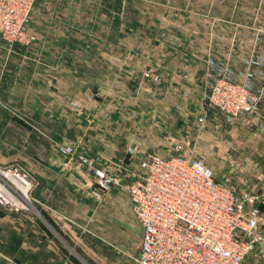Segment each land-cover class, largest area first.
Segmentation results:
<instances>
[{
    "label": "crops",
    "instance_id": "1",
    "mask_svg": "<svg viewBox=\"0 0 264 264\" xmlns=\"http://www.w3.org/2000/svg\"><path fill=\"white\" fill-rule=\"evenodd\" d=\"M128 4L126 21H106L105 37L103 0H37L33 44L9 50L0 38V167L29 173L38 216L0 209V264H72L55 236L79 237L95 264H134L142 228L127 193L113 189L97 202L89 193L92 181L57 147L72 146L110 167L152 154L172 156L167 134L180 136L187 118L202 111L207 60L254 74V89L261 92L256 114L239 127L210 116L200 133L208 137L207 149L223 157L225 174L233 172L237 156L245 174L236 189L264 193V63H246L264 59V39L253 43L251 32L264 31V6H257L254 26L232 19L235 6L217 7L214 0ZM109 107L110 115H103ZM96 235L100 242H89Z\"/></svg>",
    "mask_w": 264,
    "mask_h": 264
},
{
    "label": "built area",
    "instance_id": "2",
    "mask_svg": "<svg viewBox=\"0 0 264 264\" xmlns=\"http://www.w3.org/2000/svg\"><path fill=\"white\" fill-rule=\"evenodd\" d=\"M36 1L0 0V38L9 50L35 40L26 26ZM259 59L246 63H264ZM207 65L208 91L197 122L204 124L215 116L228 126L243 125L261 101L254 74L235 72L224 62L209 60ZM145 77L158 82L156 76ZM57 150L92 181L89 193L97 202L113 189L127 193L132 215L142 228L134 264H250L256 252L264 257V193L217 180L203 158L179 155L181 143L172 145L170 157L152 154L135 162L110 163L111 167L72 146L59 145ZM128 154L134 151L128 149ZM33 187L22 168L0 167V208L28 212Z\"/></svg>",
    "mask_w": 264,
    "mask_h": 264
},
{
    "label": "rangeland",
    "instance_id": "3",
    "mask_svg": "<svg viewBox=\"0 0 264 264\" xmlns=\"http://www.w3.org/2000/svg\"><path fill=\"white\" fill-rule=\"evenodd\" d=\"M88 4H91V2H93L94 0H87ZM132 1V3L135 1L137 3V5L142 6L144 5L143 2L144 0H103V18L105 20V37L107 36V31H108V27H107V22L106 21H110L111 18L113 17L114 19L119 18L121 21H126L127 17H128V12H127V8L130 6L128 3H130ZM189 2V1H187ZM214 2L216 3L215 5H217V7L219 6H223V5H231L232 7H236L237 11H231L230 16L232 17V19H244L245 21L247 20L248 23L249 22H254V26H255V18L256 15L259 13V15H261V13L259 12V10L257 9V6H264V0H214ZM32 15V13H31ZM30 15V19L27 23L26 26V30L28 32V34L30 36H36V34L34 33V31L31 29L32 28V23H31V19L32 16ZM222 15V13H220L219 11L216 12V16H220ZM253 33L252 35V41L255 44L260 43L263 39H264V31H257V30H253L251 31ZM122 34V32H121ZM35 41V40H34ZM33 41V42H34ZM33 42L26 46V47H30ZM23 46V45H21ZM111 50V49H110ZM109 50V51H110ZM260 57H251L252 60L259 59ZM95 61L94 60H89L88 64L92 65ZM208 62V60H207ZM262 64V63H261ZM232 70V69H231ZM147 74H149L148 72L144 73V76H146ZM156 77H158L156 75ZM150 79V78H149ZM159 79V77H158ZM89 94H93V100H95L96 98V93L93 92H89ZM120 94L119 97H123L121 93H117ZM110 95V94H107ZM112 95V94H111ZM112 97V96H110ZM110 100V98H109ZM129 101L132 104V101L129 99ZM120 105H123L126 107V105H128L127 103L128 100H125L124 103H122V100L119 101ZM90 107V106H89ZM104 112L103 115H110V107L109 108H104ZM195 114V113H194ZM201 114V113H200ZM199 114V115H200ZM123 115H125L123 113ZM199 115H193L189 116V118H187L188 122H186L183 125V131L181 133H179L180 136H175L174 135H170L168 137V142L172 145H174L175 143H181L182 145V152L181 154L179 153V155H187L189 153H193V155L197 156V157H201L203 158L207 164H209L211 167H213L215 174H216V179L218 180H226L228 182V184H230L231 186H233L235 189L238 188L239 186H242V180L244 179L243 174L245 173H241L239 171L240 167L238 166V158L237 156H235V158L237 159L236 162L234 163L233 161V166H230V169H234L233 172L229 173L228 172L225 174V164H224V159L221 155L217 154L214 151H209L207 149V143L208 142V137L206 136V134H202L200 133L201 131L206 130V124H200L197 122V117ZM91 116V115H90ZM89 117V120H91V117ZM127 115H125V117H123L122 119L125 120V123H128V119L126 117ZM100 126H103L104 128L109 127V125L106 124H101L99 123ZM196 132L198 135L202 136L199 141L197 139L196 136ZM199 132V133H198ZM171 133V132H170ZM238 150V148H237ZM87 156V155H86ZM162 156V155H161ZM89 157V156H88ZM92 159H96L93 157H89ZM18 167V166H15ZM20 168V167H19ZM225 174L226 177H222L221 175ZM245 181V180H244ZM256 180H253V183H256ZM257 193H259V191H256ZM30 198H31V194H30ZM1 210H3L2 208H0ZM262 210V216H264V206L261 208ZM28 213L30 215H32L34 218L38 219V216L36 215V212L34 211L33 208L30 207V210L28 211ZM264 218V217H263ZM41 220V219H40ZM264 222V220H263ZM138 231V230H137ZM133 234L135 235V230H133ZM138 235V232H137ZM55 241L58 244L59 249L70 259L72 264H95L87 255H85L84 253L86 252V250L82 251L81 250V245H86L83 240L80 241L79 237H75L72 236L71 239L66 238L67 241H65L61 236H55ZM60 237V238H58ZM134 239L136 240L137 243V239L134 237ZM89 242L91 240H93L94 242H100V236L96 235L94 236H89L88 237ZM90 247V246H89ZM91 255V253L89 254ZM261 253H257L253 255V257H251L249 259V263L250 264H264V257H261ZM94 257V256H92ZM95 258V257H94ZM134 262V261H133Z\"/></svg>",
    "mask_w": 264,
    "mask_h": 264
}]
</instances>
